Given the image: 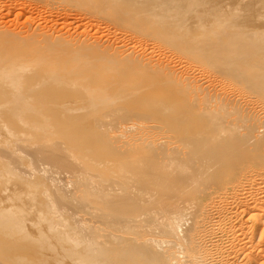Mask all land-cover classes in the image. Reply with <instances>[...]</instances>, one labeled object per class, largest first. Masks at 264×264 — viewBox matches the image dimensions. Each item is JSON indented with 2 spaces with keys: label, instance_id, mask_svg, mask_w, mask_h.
Masks as SVG:
<instances>
[{
  "label": "bare ground",
  "instance_id": "bare-ground-1",
  "mask_svg": "<svg viewBox=\"0 0 264 264\" xmlns=\"http://www.w3.org/2000/svg\"><path fill=\"white\" fill-rule=\"evenodd\" d=\"M0 209V264H264V0H0Z\"/></svg>",
  "mask_w": 264,
  "mask_h": 264
},
{
  "label": "rangeland",
  "instance_id": "rangeland-1",
  "mask_svg": "<svg viewBox=\"0 0 264 264\" xmlns=\"http://www.w3.org/2000/svg\"><path fill=\"white\" fill-rule=\"evenodd\" d=\"M22 20H23V19H22ZM81 28H82V26L80 27V29H81ZM87 28H88V29H87ZM80 29H79V31H82V30H84V31H86V30H87V31H89V30H93V29H92V26L90 27L89 25L86 26V27H84V29H81V30H80ZM0 213H2V210H1V209H0Z\"/></svg>",
  "mask_w": 264,
  "mask_h": 264
}]
</instances>
